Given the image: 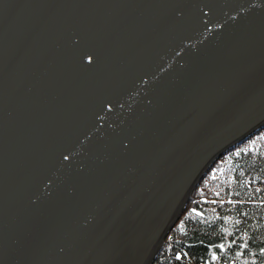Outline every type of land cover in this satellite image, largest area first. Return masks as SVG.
Returning a JSON list of instances; mask_svg holds the SVG:
<instances>
[{
    "label": "water",
    "instance_id": "water-1",
    "mask_svg": "<svg viewBox=\"0 0 264 264\" xmlns=\"http://www.w3.org/2000/svg\"><path fill=\"white\" fill-rule=\"evenodd\" d=\"M264 126V0H0V264H152Z\"/></svg>",
    "mask_w": 264,
    "mask_h": 264
},
{
    "label": "trees",
    "instance_id": "trees-1",
    "mask_svg": "<svg viewBox=\"0 0 264 264\" xmlns=\"http://www.w3.org/2000/svg\"><path fill=\"white\" fill-rule=\"evenodd\" d=\"M152 264H264V126L209 166Z\"/></svg>",
    "mask_w": 264,
    "mask_h": 264
}]
</instances>
